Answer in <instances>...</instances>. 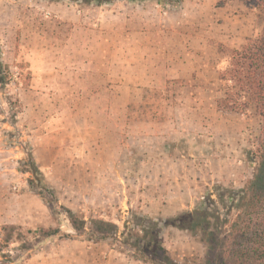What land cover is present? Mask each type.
<instances>
[{
	"label": "rangeland",
	"instance_id": "rangeland-1",
	"mask_svg": "<svg viewBox=\"0 0 264 264\" xmlns=\"http://www.w3.org/2000/svg\"><path fill=\"white\" fill-rule=\"evenodd\" d=\"M171 2L0 0V264H152L126 241L145 219L174 260L203 262L182 219L222 190L225 214L253 176L262 118L217 100L264 11L258 0ZM93 221L118 235L97 240ZM10 225L21 239L6 241Z\"/></svg>",
	"mask_w": 264,
	"mask_h": 264
},
{
	"label": "trees",
	"instance_id": "trees-1",
	"mask_svg": "<svg viewBox=\"0 0 264 264\" xmlns=\"http://www.w3.org/2000/svg\"><path fill=\"white\" fill-rule=\"evenodd\" d=\"M84 1L104 3L114 0ZM171 1L167 0L168 4H172ZM256 7L264 11V0H258ZM219 78L224 85V96L217 100L218 107L245 112L254 106L262 118L258 148L251 159L254 173L244 188L230 192L225 214H222L220 206L224 205L227 191L222 190L217 194L218 200L210 199L206 207L185 214L181 228L201 235V242L205 246V257L201 264H264V25L259 35L248 39L240 49L233 50ZM0 82H5L1 76ZM27 165L31 167L27 171L32 176L39 173L32 157ZM37 181L30 179L32 188ZM234 209L236 213L233 214ZM67 214L75 230L85 233V220L78 218L71 210H67ZM130 229V238L126 241L140 252V259L152 264H182L174 260L162 245L159 237L161 227L157 221L145 219L142 225L139 223ZM16 230L13 225L3 227L6 241L15 235L21 239ZM90 231L97 240L118 235V227L105 221H93ZM41 232L49 236V232ZM185 262L192 264L187 260Z\"/></svg>",
	"mask_w": 264,
	"mask_h": 264
}]
</instances>
